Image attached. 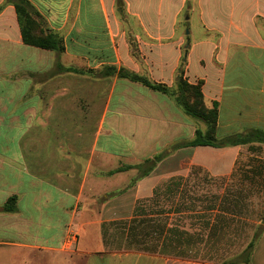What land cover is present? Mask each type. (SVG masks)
Segmentation results:
<instances>
[{
    "label": "crops",
    "instance_id": "crops-1",
    "mask_svg": "<svg viewBox=\"0 0 264 264\" xmlns=\"http://www.w3.org/2000/svg\"><path fill=\"white\" fill-rule=\"evenodd\" d=\"M28 1L43 27L63 37L65 51L25 45L15 6L0 0V130L20 133L0 143V208L17 197L15 212L0 210V264H206L110 250L111 226L131 220L139 200L165 183L161 165L186 155L193 167L230 177L257 144L173 150L202 127L170 97L100 73L114 66L174 87L184 63L185 79L202 83L206 106L219 104L218 138L264 131V0ZM103 135L111 146L102 145ZM199 152L219 165L202 163ZM158 154L165 157L147 177L137 169L111 174ZM119 192L130 199L125 207ZM120 208L131 215L112 213ZM85 212L95 216L89 223ZM87 226L89 243L60 249ZM250 264H264V232Z\"/></svg>",
    "mask_w": 264,
    "mask_h": 264
},
{
    "label": "trees",
    "instance_id": "trees-1",
    "mask_svg": "<svg viewBox=\"0 0 264 264\" xmlns=\"http://www.w3.org/2000/svg\"><path fill=\"white\" fill-rule=\"evenodd\" d=\"M7 2L12 3L15 6L21 29L22 41L25 45L57 53H63L65 51L63 37L58 33L47 31L43 27L40 15L28 0H7ZM68 71L79 72L72 68ZM79 73L83 72L80 71ZM86 73L93 76L97 74L93 70ZM100 74L105 77L117 75L120 79H128L132 82L140 83L153 91L162 93L173 99L185 115L199 120L206 125L204 130H196L194 139L173 145V150L203 146L226 148L254 144L264 145V131L259 129H251L246 132L236 133L224 138L217 137L219 104L214 102L212 107L206 106L202 91V83L190 84L185 79L184 63L177 72L174 87L151 82L146 77L129 72L122 68L118 70L114 66L105 67ZM164 157V154H158L151 159H147L140 165L123 166L111 172V174L124 172L130 169H137L140 172V177H147L154 171L158 163H160ZM238 172L239 166L237 163V167L229 179L236 177ZM201 173H203V169L201 167L194 166L189 176H175L170 178L167 182L158 186L154 190L152 197L141 200L137 203L134 216L131 220L117 221L112 225L117 228L122 237H125L131 242L136 241L139 238V233L143 234L146 239L151 237L155 239L157 242L154 248H146V250H143L145 252L191 257L190 254L197 250L200 245L210 243V240L208 241V239L212 232L214 234V232H219L220 228L221 231L225 228L220 226L219 217H217V219L208 218V220L206 218H201L200 230L196 234L197 237L193 238L190 231L183 229L178 223L173 224L171 222L172 218H169L185 212L183 211L182 206L186 205L188 202L185 200H188L190 187L192 186V179L201 175ZM205 177L208 179L209 174L205 173ZM209 179H211V176ZM221 199V196H217L216 200L212 203V207L209 208L211 212H217V207L226 203ZM168 201L171 204L172 210L170 214L163 217L164 214L157 209L162 207V203ZM176 204H178L179 207H176ZM16 205L17 197L12 196L8 199L6 204L0 208V210L3 212L13 213L16 211ZM186 209L187 212L191 211L188 208ZM221 211L222 212L220 213L225 212L224 210ZM126 232L127 237L125 235ZM263 232L264 229L260 232V234H257L254 237V239L241 253L239 258L231 260L229 264H250L256 241ZM138 241L139 240H137V242Z\"/></svg>",
    "mask_w": 264,
    "mask_h": 264
},
{
    "label": "rangeland",
    "instance_id": "rangeland-1",
    "mask_svg": "<svg viewBox=\"0 0 264 264\" xmlns=\"http://www.w3.org/2000/svg\"><path fill=\"white\" fill-rule=\"evenodd\" d=\"M118 7L117 11L121 12V16L124 19L123 9ZM181 27L184 28L185 25L181 24ZM158 96L161 98L163 95L158 94ZM183 116L187 115L183 113ZM189 118L193 120V122H197L199 127H202V130L206 128L203 122L193 119L192 117ZM19 137L20 133L18 131L12 130L4 132L0 130V143L3 140H14ZM101 143L106 146L112 145L110 137L106 135L101 136ZM197 156L202 159V163H208L213 166L219 165L218 162L215 163L206 159L207 156L202 154V152H199ZM220 164L223 168L226 166L227 162H222ZM238 166L239 172L237 176L232 179H229L228 176H212L201 167L203 173L192 179L190 194L188 195V200H185L188 202L186 205L182 206L185 212L174 215V217H169L172 218L171 222L173 224L178 223L183 229L190 231L193 238L197 237L196 234L200 230V221L202 219H217V217H219L220 226L223 228L225 227L223 231H221L220 228L219 232H214V234L212 232L208 239L210 243L200 245L197 250L190 254L191 257L198 258L192 259V261L206 264H229L231 260L238 259L254 237L260 234L264 229V145L257 144L248 147L246 152L239 158ZM192 169L193 163L191 162L190 156L182 155L177 157L176 162L172 161L160 166L158 173L166 177L160 184H163L172 177L168 174L169 170L178 171V174L173 176L187 177L191 174ZM104 171L106 170L103 169V175L106 173ZM205 173H208L211 179H207ZM123 193H125V190ZM123 193L119 192V194H117L119 196L118 205L125 207L124 202H129L130 199L128 198L127 200V195ZM217 196H221V200H224L226 203L221 206L219 205L217 207V212H211L209 208L212 207V203L216 200ZM97 200H100V196ZM180 200L183 201L182 199ZM176 207H179L178 204H176ZM186 208L191 211L187 212ZM120 209H116L112 211V213H117L118 217H129L131 215V211L129 212L125 208ZM157 210L164 214L163 217L167 216L172 210L170 202L162 203V207ZM221 210L225 212L220 213L222 212ZM97 213L99 218L101 212L98 210ZM82 217L86 223H89L95 218V216L90 215L88 212L83 213ZM111 227V237L108 238L107 242L110 250L143 251L146 250V248H154L157 242L152 237L146 239L141 233H139L138 242L137 240L131 242L125 237H122L114 225ZM90 228H93V226L85 227L84 231H71L60 249L65 251L76 250L80 244L79 240H85L89 243V237H86L85 234ZM125 235L127 237V232Z\"/></svg>",
    "mask_w": 264,
    "mask_h": 264
}]
</instances>
